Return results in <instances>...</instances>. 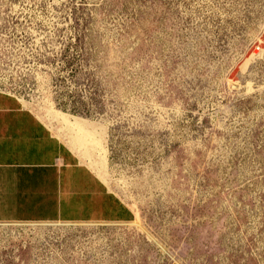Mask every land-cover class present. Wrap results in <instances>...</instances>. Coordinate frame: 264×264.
Here are the masks:
<instances>
[{"label": "rangeland", "instance_id": "1", "mask_svg": "<svg viewBox=\"0 0 264 264\" xmlns=\"http://www.w3.org/2000/svg\"><path fill=\"white\" fill-rule=\"evenodd\" d=\"M0 91L135 216L0 225V264H264V0H0Z\"/></svg>", "mask_w": 264, "mask_h": 264}, {"label": "crops", "instance_id": "2", "mask_svg": "<svg viewBox=\"0 0 264 264\" xmlns=\"http://www.w3.org/2000/svg\"><path fill=\"white\" fill-rule=\"evenodd\" d=\"M134 217L43 122L0 91V225L129 224Z\"/></svg>", "mask_w": 264, "mask_h": 264}, {"label": "bare ground", "instance_id": "3", "mask_svg": "<svg viewBox=\"0 0 264 264\" xmlns=\"http://www.w3.org/2000/svg\"><path fill=\"white\" fill-rule=\"evenodd\" d=\"M44 225V224H43ZM163 248V247H162Z\"/></svg>", "mask_w": 264, "mask_h": 264}]
</instances>
